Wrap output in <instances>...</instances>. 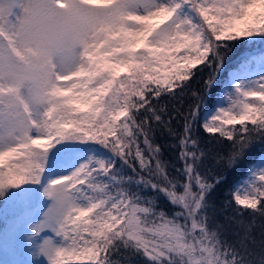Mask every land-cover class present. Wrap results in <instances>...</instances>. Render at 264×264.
I'll return each instance as SVG.
<instances>
[{
    "label": "snow or ice",
    "instance_id": "obj_1",
    "mask_svg": "<svg viewBox=\"0 0 264 264\" xmlns=\"http://www.w3.org/2000/svg\"><path fill=\"white\" fill-rule=\"evenodd\" d=\"M182 8L195 12L199 21L176 15ZM23 10V30L9 35L34 73L26 83L0 78V197L10 186L40 182L47 150L56 140L98 142L131 170L120 174L115 160L90 159L45 187L53 203L43 223L64 243L54 253L42 248L49 264H61L63 252L71 250L67 218L60 215L71 199V185L93 207L97 198L102 200L98 218L113 224L125 218L95 241L99 257L88 264H122L113 260L114 254H128L121 248L140 251L156 264H177L170 253L132 247L137 243L133 229L149 220L183 229L194 247L199 241L198 254L205 259L197 264H264V240L257 245L253 225L237 219L245 209L252 217H264V166L251 170L242 189L229 187L223 208L210 195L246 156L264 150V77L248 86L236 83L227 105L202 124L198 121L232 42L264 35V0H115L104 7L81 0H25ZM4 14L0 2V18ZM23 39L42 42V54L51 51L52 66L33 62ZM11 55L9 43L0 37V58ZM37 109H42L38 119ZM198 127L206 135H199ZM157 131L175 143L158 144ZM165 147L174 150L172 161L163 158ZM6 159L11 162L5 168ZM159 195L170 209L158 207ZM228 208L235 215L215 220L217 212ZM229 232L235 239L227 238ZM83 235L81 246L92 241V234ZM194 261L195 256L182 264Z\"/></svg>",
    "mask_w": 264,
    "mask_h": 264
},
{
    "label": "trees",
    "instance_id": "obj_2",
    "mask_svg": "<svg viewBox=\"0 0 264 264\" xmlns=\"http://www.w3.org/2000/svg\"><path fill=\"white\" fill-rule=\"evenodd\" d=\"M262 57H264V35L254 33L251 37H240L236 41L232 42V50L224 62V66L220 75L218 76L217 83L213 86V89L209 91L204 103L200 108L198 116L199 123L202 124L205 122V114L218 104L224 90L231 88L233 74L244 70L246 67L254 66L256 60ZM185 103H187L186 99ZM179 130L180 129H178V131ZM197 133L201 136L206 135L202 127L197 128ZM155 137L158 144L168 145L169 143H175L174 138L169 137L166 134L161 135L159 131L155 133ZM50 149V153H46L44 168V171L46 172H48L54 166L52 162H55V160L51 159V156H58L59 160L65 158L71 153L75 154L77 152H84L90 149H94L97 152L105 155V161L115 160V167L119 170L120 174L130 173L131 171L126 166H122L118 158L114 157L111 152L95 141H80L75 139L62 141L59 140L53 143ZM162 151L164 159L169 161L174 159L173 149L165 147ZM176 151L178 152V149ZM262 156H264V150H254L250 155L246 156L240 164H238L234 169L230 170L226 177V182L218 185L214 192L210 194L212 202L217 208H223V202L228 199L226 193L228 192L229 187L234 189H242L245 186V184L251 179V177H249L251 166ZM37 172H39V170H37ZM41 174H43V172ZM41 178L42 176H40V182L42 181ZM101 179H104L105 182H108L106 177H102ZM40 182L34 183L29 181L26 182L24 186H10L4 190V196L0 197V238H2L6 229L12 222H16L20 219V217L24 214L23 210L31 204L30 202L36 199ZM131 187L132 190L135 191L136 186L133 185ZM149 194L151 193L149 192ZM155 199L157 200L158 207H161L165 210L171 208L170 202L163 195L156 196ZM124 206L127 207V202H125ZM233 206L243 208V206H237L234 204ZM174 210L175 209H173V211ZM249 211L250 210L245 209L244 215L242 217L238 216L237 219L243 220L245 224L253 225L252 236L255 238L258 245L261 240H264V217H252L248 214ZM127 215L128 212L125 213V216ZM226 215H235V213L232 211V208L225 209L223 212H217L215 220L223 222L224 216ZM137 217L138 220L143 219L142 217ZM124 219H119L115 224H113L112 220H103L94 214L91 218L83 221L81 225L82 232L76 233V238L79 239L84 237L83 233H89L92 234V238H94L96 241L103 240L109 233L118 228L120 224H123ZM173 228H175L173 224L166 222H158L157 224L153 225L149 220L147 223H139V229H133V236L137 243L133 244L132 247L144 245L147 247H152L155 253L165 255L170 253L171 258L176 261L177 264H182V261L186 257L181 256V253H177L173 250L174 245L172 242L169 243L172 249L165 245V241L167 242L168 239H166L165 236H168V230ZM227 238L229 240L235 239V237L231 235V232H229ZM120 253L128 254H114L113 260H120L122 264H156V261L149 259L140 251L129 252V250L121 248ZM98 257L99 252H97L96 258ZM80 263L88 264L85 262Z\"/></svg>",
    "mask_w": 264,
    "mask_h": 264
},
{
    "label": "rangeland",
    "instance_id": "obj_3",
    "mask_svg": "<svg viewBox=\"0 0 264 264\" xmlns=\"http://www.w3.org/2000/svg\"><path fill=\"white\" fill-rule=\"evenodd\" d=\"M4 3L5 14L3 18H0V37L3 38L4 42L9 43L11 49V57L4 56L0 58V78L4 80H17L24 81L25 83L31 80L34 73V68L32 65L25 62L23 55L11 44L12 36L16 32L22 30L24 21L22 16L25 13L23 8L25 5V0H16L15 3L12 0H0ZM157 2L167 3L168 0H157ZM82 4H87L92 7H104L112 6L115 0H81ZM15 5V7H14ZM19 6V8H16ZM11 7L12 15L8 14V9ZM176 15L180 17L187 16L193 20V22H198V15L189 8L178 9ZM175 19V16L173 17ZM50 67L52 65H49ZM264 77V57L257 59L254 66L246 67L240 72H236L232 76V85L230 89H226L223 92L218 104L209 112L205 114V121H207L212 115L216 113L219 108L225 107L228 103L227 97L234 90V85L236 83L243 82L246 86L252 84L254 81ZM11 87V85H9ZM13 94L19 96V89H14ZM42 109L36 110V118H39ZM35 134V133H33ZM59 140L53 141V143ZM51 144V146H52ZM51 146L47 150V154L51 151ZM106 156L102 153L97 152L94 149H90L84 152H77L75 154L71 153L63 159L58 160V156H51V159L55 160L52 162L54 166L49 171V184L51 181L65 176H70L81 164L88 162L90 159H99L105 161ZM11 162V159H6L4 166ZM264 166V156H262L257 162H255L250 168ZM78 183H83L79 181ZM26 183L22 184L23 186ZM48 184V185H49ZM71 199L65 207L61 209L60 215L67 218L68 222V233L71 234V239L68 240V246L71 250H65L61 257V264H81L80 262L88 263L93 257H97V248L95 244V239L92 238L91 248L89 249L88 243L80 245L79 241H84V237L76 238V233L82 232L81 225L83 221L91 218L98 208H102V200L97 198L95 201V207L91 206V202L85 197L80 195L79 189L75 185L70 186ZM53 201L46 196L45 204L42 206L41 210H38L30 219H27L25 223L21 226L18 233L13 234L9 239L7 245L11 247L14 259L10 261L6 255L0 253V264H49V260L46 258L45 253L42 248L47 247L51 253H54L57 248L64 247L62 239L57 236L53 228L48 223L45 222V213L52 205ZM89 205L85 207L86 205ZM84 211V215H80V211ZM112 219H116L115 216ZM119 219H124L120 217ZM118 219V220H119ZM138 220V217H136ZM111 220V219H110ZM134 229H139V224L136 225ZM169 235L165 236L167 242L165 245L172 249L169 244L172 242L173 250L177 253H181V256L191 259L195 256L194 264L202 261L205 257L198 254V249L201 247L200 242H195V247L193 246V240L185 235L184 230L175 228L168 230ZM167 234V233H166ZM67 239V237L65 238ZM47 242V244H46ZM73 242H77L73 246Z\"/></svg>",
    "mask_w": 264,
    "mask_h": 264
},
{
    "label": "clouds",
    "instance_id": "obj_4",
    "mask_svg": "<svg viewBox=\"0 0 264 264\" xmlns=\"http://www.w3.org/2000/svg\"><path fill=\"white\" fill-rule=\"evenodd\" d=\"M27 18V13H24L22 16V20L25 22ZM24 28V24L22 26V30ZM21 44L23 47L27 48L32 53L33 62H47L49 65H52L53 63V56L51 54V51L48 52L47 55L42 54V48L43 44L40 41L37 40H27L23 39L21 41ZM42 163V161H39ZM231 264V262H229Z\"/></svg>",
    "mask_w": 264,
    "mask_h": 264
}]
</instances>
